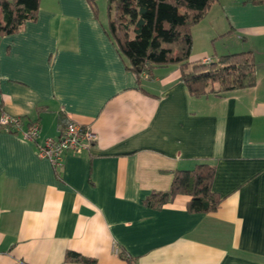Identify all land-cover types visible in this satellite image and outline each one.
<instances>
[{
	"label": "crops",
	"instance_id": "1",
	"mask_svg": "<svg viewBox=\"0 0 264 264\" xmlns=\"http://www.w3.org/2000/svg\"><path fill=\"white\" fill-rule=\"evenodd\" d=\"M107 22L90 0H40L0 36V120L38 121L39 142L70 122L98 135L54 167L0 125V264H264V3L215 0L193 26L191 62L252 51L257 63L255 86L202 97L179 64L139 80ZM201 162L216 167V210L190 212L184 194L145 204Z\"/></svg>",
	"mask_w": 264,
	"mask_h": 264
},
{
	"label": "trees",
	"instance_id": "2",
	"mask_svg": "<svg viewBox=\"0 0 264 264\" xmlns=\"http://www.w3.org/2000/svg\"><path fill=\"white\" fill-rule=\"evenodd\" d=\"M214 1L107 0V33L139 80L145 73L151 75L157 66L179 64L181 80L195 97L253 87L257 84V63L252 51L222 54L209 63L190 60L192 28L205 17ZM90 2L98 13L97 0ZM246 2L263 4L264 0ZM39 7L40 0H0V36L18 32L25 22L35 20ZM215 173V165L207 162L198 163L191 170H178L169 190L151 193L145 204L161 208L184 194L190 197V212L214 211L223 200L213 190ZM67 258L92 261L75 251H69Z\"/></svg>",
	"mask_w": 264,
	"mask_h": 264
},
{
	"label": "built area",
	"instance_id": "3",
	"mask_svg": "<svg viewBox=\"0 0 264 264\" xmlns=\"http://www.w3.org/2000/svg\"><path fill=\"white\" fill-rule=\"evenodd\" d=\"M210 61V57H205L202 62L209 63ZM144 75L148 77V73ZM0 125L6 130L20 132L26 140L35 141L37 154L49 159L54 167H60L63 164L64 157L68 152L81 153L90 150L98 138L91 126L76 122H70L62 128L58 137H47L42 142L38 141L40 136V123L38 121L30 123L24 129L21 117L4 114L1 117ZM127 264L136 263L130 261Z\"/></svg>",
	"mask_w": 264,
	"mask_h": 264
},
{
	"label": "rangeland",
	"instance_id": "4",
	"mask_svg": "<svg viewBox=\"0 0 264 264\" xmlns=\"http://www.w3.org/2000/svg\"><path fill=\"white\" fill-rule=\"evenodd\" d=\"M97 3H98V6H99V10L102 13H105V11H107V0H97ZM202 58H200V59H202Z\"/></svg>",
	"mask_w": 264,
	"mask_h": 264
}]
</instances>
